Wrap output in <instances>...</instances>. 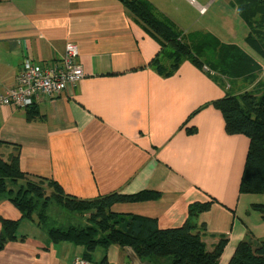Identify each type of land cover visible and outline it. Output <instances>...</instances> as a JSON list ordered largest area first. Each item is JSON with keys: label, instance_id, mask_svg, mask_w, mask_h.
Segmentation results:
<instances>
[{"label": "crops", "instance_id": "1", "mask_svg": "<svg viewBox=\"0 0 264 264\" xmlns=\"http://www.w3.org/2000/svg\"><path fill=\"white\" fill-rule=\"evenodd\" d=\"M147 1L167 17L175 0ZM69 42L79 48L85 78L36 103L32 121L25 109L1 108L0 157L8 162L19 154L31 180L57 182L82 200L159 192L157 200L112 211L154 219L160 229L183 226L192 204L212 202L191 222L208 252L227 240L219 264H229L242 241L264 240V218L252 209L264 195L240 193L250 141L229 135L213 105L232 82L224 85L189 61L172 76L160 74L152 64L160 43L118 0H0V92L15 87L26 60L54 64ZM193 127L197 132L189 134ZM0 218L22 219L5 196ZM19 228L18 240L0 250V264H72L85 253L73 243L54 245L36 221L22 220ZM105 256L107 264H153L120 246L97 249L93 261Z\"/></svg>", "mask_w": 264, "mask_h": 264}, {"label": "trees", "instance_id": "2", "mask_svg": "<svg viewBox=\"0 0 264 264\" xmlns=\"http://www.w3.org/2000/svg\"><path fill=\"white\" fill-rule=\"evenodd\" d=\"M118 1L160 43V54L152 64L163 76L175 74L184 61L200 69L207 67L215 73L216 79L219 75L230 82L250 78L262 67L256 58L242 48L222 43L214 35H183L147 0ZM231 3L251 30L245 38L246 44L263 60L264 43L255 34L264 28V0H231ZM258 16H261L259 24ZM205 52L214 55L215 61L209 66L203 60ZM213 105L222 113L229 135H244L250 141L240 193L264 195V87L262 92L241 95H235L229 89L224 98ZM25 110L29 121L36 118L35 105ZM187 131L195 134L197 129L193 127ZM47 189L52 190L51 195L47 194ZM2 196L8 197L16 206L22 219L13 221L0 218V250L7 243L18 240L17 231L25 219L36 221L54 245L73 243L84 247L83 258L95 264H107L106 256L100 262H95L93 254L97 249L108 250L111 246L129 247L140 259L153 264H219L227 244L223 238L212 252H208L201 232L191 222L193 216L208 210L212 202L192 204L189 207L190 219L183 226L160 229L154 219L117 214L112 207L122 203L157 200L161 193L149 190L132 195L114 192L91 201L78 199L65 194L57 182L31 180L20 168L19 154L8 162L0 157ZM52 205L85 218L84 224L58 225L49 215ZM252 209L264 218V204H254ZM229 264H264V240L250 237L242 241Z\"/></svg>", "mask_w": 264, "mask_h": 264}, {"label": "rangeland", "instance_id": "3", "mask_svg": "<svg viewBox=\"0 0 264 264\" xmlns=\"http://www.w3.org/2000/svg\"><path fill=\"white\" fill-rule=\"evenodd\" d=\"M201 6H209L205 14H201L197 6L190 3L189 0H175L170 10H167L169 20L175 28L183 35L200 34L214 35L222 43L235 44L242 48L249 55L261 61L262 67L250 78L244 80H234L232 82L233 89L229 86L230 92L235 95H241L246 92L258 93L263 91L264 87V59L252 50L245 42L246 36L250 33L245 23L238 16L236 9L233 8L231 0H196ZM257 23L261 21L258 16ZM256 21V19H255ZM258 34H255L261 43H264V28H261ZM203 57L207 66L214 63L213 53L205 52ZM218 79L222 80L224 85H230V81L218 75ZM38 182V181H37ZM47 194L51 195L52 190L47 189ZM60 207L53 205L49 209V215L56 221L58 225L68 226L71 224H81L82 218L78 215L63 214ZM66 213V212H65ZM19 233L24 232L19 228Z\"/></svg>", "mask_w": 264, "mask_h": 264}, {"label": "built area", "instance_id": "4", "mask_svg": "<svg viewBox=\"0 0 264 264\" xmlns=\"http://www.w3.org/2000/svg\"><path fill=\"white\" fill-rule=\"evenodd\" d=\"M207 8L200 9L205 14ZM79 48L76 43L66 44L62 59L51 65H37L26 60L20 67L16 85L0 92V109L15 106L27 109L39 101L55 99L85 78L82 65L78 62ZM1 88V85H0ZM72 264H95L82 256L76 257Z\"/></svg>", "mask_w": 264, "mask_h": 264}]
</instances>
